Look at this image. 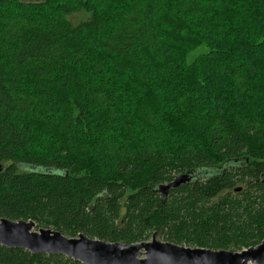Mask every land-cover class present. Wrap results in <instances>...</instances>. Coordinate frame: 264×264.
<instances>
[{
	"label": "trees",
	"instance_id": "obj_1",
	"mask_svg": "<svg viewBox=\"0 0 264 264\" xmlns=\"http://www.w3.org/2000/svg\"><path fill=\"white\" fill-rule=\"evenodd\" d=\"M0 163V219L110 243L257 246L264 0H0ZM185 172L197 180L158 192ZM0 264L81 263L0 246Z\"/></svg>",
	"mask_w": 264,
	"mask_h": 264
},
{
	"label": "water",
	"instance_id": "obj_2",
	"mask_svg": "<svg viewBox=\"0 0 264 264\" xmlns=\"http://www.w3.org/2000/svg\"><path fill=\"white\" fill-rule=\"evenodd\" d=\"M3 169L0 163V172ZM197 177L195 173L185 172L157 190L165 197L169 190L194 183ZM35 229L36 224L31 220L1 218L0 246L23 249L35 255H63L81 264H264V240L255 247L234 252L179 246L159 241L155 235L148 241L125 244L92 239L83 234L69 238L53 229Z\"/></svg>",
	"mask_w": 264,
	"mask_h": 264
},
{
	"label": "rangeland",
	"instance_id": "obj_3",
	"mask_svg": "<svg viewBox=\"0 0 264 264\" xmlns=\"http://www.w3.org/2000/svg\"><path fill=\"white\" fill-rule=\"evenodd\" d=\"M24 3H34V2H44L46 0H21ZM88 19V15L87 14H73L69 17V20L71 21L72 24L76 25L82 21H85ZM208 52L207 47H205V45H201V47L195 49V51H192L188 57L187 60L188 62H192L199 54H204ZM37 231V229H35ZM157 240L159 241H163L161 238L156 237Z\"/></svg>",
	"mask_w": 264,
	"mask_h": 264
}]
</instances>
